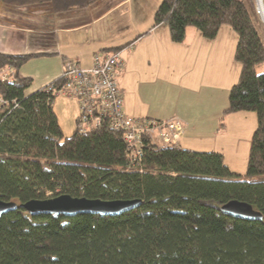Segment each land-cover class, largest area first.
Instances as JSON below:
<instances>
[{"label":"trees","instance_id":"16d2710c","mask_svg":"<svg viewBox=\"0 0 264 264\" xmlns=\"http://www.w3.org/2000/svg\"><path fill=\"white\" fill-rule=\"evenodd\" d=\"M97 1L0 0L17 8L49 4L55 14ZM258 15L256 0H162L152 25L167 26L175 43L184 41L187 27L209 40L223 26L236 33L239 77L223 112H254L257 118L243 174L230 170L223 152L149 142L143 143L142 170L127 171L123 134L103 125L64 136L56 97L27 92L32 79L20 75L36 54L0 52V68L16 72L15 81L0 83L8 103L0 108V199L23 203L61 193L142 199L115 217L32 216L22 208L1 214L0 264H264V222L220 211L237 199L264 218V71L256 72L264 62V31Z\"/></svg>","mask_w":264,"mask_h":264},{"label":"crops","instance_id":"0c3cea01","mask_svg":"<svg viewBox=\"0 0 264 264\" xmlns=\"http://www.w3.org/2000/svg\"><path fill=\"white\" fill-rule=\"evenodd\" d=\"M134 1L99 0L83 10L62 14H55L49 4L17 8L0 2V52L36 54L34 57L51 60L52 65L43 77H31L34 88L29 93H32L61 75L65 58L77 59L86 67L91 65L96 52L112 51L124 45L120 50L124 70L119 76L124 112L131 117L151 119L177 116L186 125L184 135L178 139L179 144L198 152L215 150L222 153L219 134L228 133L231 126L240 130L247 126L245 113L223 112L228 105L230 88L239 77L240 67L233 58L236 33L223 26L216 38L209 40L195 27H187L182 43L171 42L164 24L155 27L145 22L136 24L132 13ZM121 8L124 10H119ZM29 11H33V15L25 16ZM30 17L28 24L20 20ZM145 32L147 35L143 34ZM146 70L157 80H160V74L168 80L171 85L166 91L174 96V101L167 98L165 106L158 105L153 80L149 84L142 78ZM137 74L140 80L136 82ZM53 103L56 114L67 108L68 122L76 130L78 103L75 107L58 105L57 110L55 101ZM180 104L185 105L186 111L179 109ZM222 118H227L228 124L220 127ZM217 146L219 150H216Z\"/></svg>","mask_w":264,"mask_h":264},{"label":"built area","instance_id":"2783aa9c","mask_svg":"<svg viewBox=\"0 0 264 264\" xmlns=\"http://www.w3.org/2000/svg\"><path fill=\"white\" fill-rule=\"evenodd\" d=\"M263 0H256V4ZM91 65L82 66L77 59L65 58L61 75L38 90L54 97H72L78 103L76 129L88 133L107 125L123 134L127 145L125 167L127 171L142 170L144 142L154 146L177 145L184 134L185 123L179 117L151 119L129 116L124 112L119 76L124 70L120 50L96 52ZM12 66L0 68V83L15 81ZM8 103L0 96V108Z\"/></svg>","mask_w":264,"mask_h":264},{"label":"rangeland","instance_id":"374dc122","mask_svg":"<svg viewBox=\"0 0 264 264\" xmlns=\"http://www.w3.org/2000/svg\"><path fill=\"white\" fill-rule=\"evenodd\" d=\"M161 1L162 0H135L132 13H134L133 14V20L136 22V24H139V22H145V23H148L149 26L152 25L155 10L157 9V7L159 6ZM263 6H264V3H263ZM256 7L260 8L259 5H257V4H256ZM119 10H124V9L121 8ZM32 12L33 11H29L28 14L25 16L29 17V15H33ZM258 14H259L258 16L261 20V25H262L261 27L264 31V20L261 18V14L260 13H258ZM30 19H31V17L29 19L20 18V20H22V22L24 24H26V23L28 24L30 22ZM34 26H36V25L34 24L33 27ZM224 27L229 28L228 25L224 26ZM118 33L119 32H117L116 34H118ZM123 34H125V33H123ZM50 61L51 60H48V58L43 57V56L42 57H38V56L34 57L33 56V58L29 59L20 68L19 72H20V74L25 75L27 77H33V78L35 76L43 77L48 72L47 70H49V67H51V65H52ZM238 66H239V64H238ZM152 71L154 72L155 68H153ZM165 71H166V69L162 71V74H164ZM263 71H264V62L256 67L257 73H262ZM162 74H160V80L155 79L154 74L151 77L149 70H146V72L142 75V78H144V81L149 83V84H151V82L153 80L152 86L154 89L155 98L158 100V105H160V103H162V105H163L164 102H167V100H168L167 98H170L173 101L175 100L174 96L169 94L166 91V87L168 85H171V84H168V80H166L162 76ZM136 78H137L136 82H137V80H140L138 74H137ZM237 79L238 78H235V82L237 81ZM51 82H53V81H51ZM33 88H34V82L32 83V86L28 89L27 92H31ZM164 92H165V96L163 95ZM66 99H70V100H66ZM55 103H56L55 108L57 110L58 105L62 108H65L66 106L75 107V103H77V101L72 97L59 96V97H56ZM164 106H165V104H164ZM178 106H179V109H182V110L184 109L186 111L185 105L180 104ZM66 112H68L67 108H65L64 112H59V113L57 112L58 117H59V121L62 123L61 127L63 126L62 130H63L64 136L69 135L70 133L73 132V130H75L72 127L74 125L69 124L68 121L70 119V114H67ZM236 113H245V115H246L245 122H246L247 126L245 128H242V130H240L239 128H235V127L231 126L229 128L228 133L226 131H224L223 133H221V135L219 134L218 140H220V142L223 144L222 151L224 152L225 157H226V160L224 162H226V164L228 166H230L232 171L243 174L245 167H246V162H247L246 161V156L248 153L247 149H248V145H249L250 140H251L249 138H250L253 130L255 129L254 127L256 125V117H255L254 112H236ZM219 123H220L219 124L220 127L226 126L228 124L227 118H222ZM226 129H227V127H226ZM182 135H184V134H182ZM234 147H235V149H234ZM216 150H219V146H217Z\"/></svg>","mask_w":264,"mask_h":264},{"label":"water","instance_id":"95a60500","mask_svg":"<svg viewBox=\"0 0 264 264\" xmlns=\"http://www.w3.org/2000/svg\"><path fill=\"white\" fill-rule=\"evenodd\" d=\"M260 8H257L260 13ZM262 18V17H261ZM263 19V18H262ZM264 20V19H263ZM142 204V199H114L101 200L98 198L75 197L61 193L47 199H31L23 203L0 199V215L22 208L32 216L38 215H63L71 217L80 214H98L100 216H112L124 214L135 210ZM220 211L233 218L264 222L263 215L255 210L253 205L240 200H230L221 205Z\"/></svg>","mask_w":264,"mask_h":264},{"label":"bare ground","instance_id":"6f19581e","mask_svg":"<svg viewBox=\"0 0 264 264\" xmlns=\"http://www.w3.org/2000/svg\"><path fill=\"white\" fill-rule=\"evenodd\" d=\"M263 2V1H262ZM262 2H259V7H260V14H261V17L264 19V6H263V3ZM26 211V210H25ZM28 212V211H26ZM29 213V212H28ZM98 215V214H97ZM66 217V216H65Z\"/></svg>","mask_w":264,"mask_h":264}]
</instances>
